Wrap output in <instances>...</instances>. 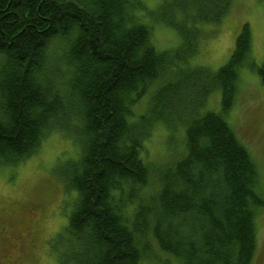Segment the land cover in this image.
I'll return each mask as SVG.
<instances>
[{
    "label": "trees",
    "instance_id": "16d2710c",
    "mask_svg": "<svg viewBox=\"0 0 264 264\" xmlns=\"http://www.w3.org/2000/svg\"><path fill=\"white\" fill-rule=\"evenodd\" d=\"M233 3L173 0L183 18L168 24L183 45L171 53L155 49L140 0H0V167L33 156L52 131L78 143L76 166L61 176L77 193L59 239L67 237L73 264H139L148 234L184 264L252 263L264 198L256 165L224 118L251 55L249 25L217 72L188 65L207 41L200 24H220ZM257 72L264 83V66ZM160 78L151 118L143 128L130 124L133 106ZM216 90L221 112L201 115ZM156 121L185 126L187 152L143 201L150 170L141 153Z\"/></svg>",
    "mask_w": 264,
    "mask_h": 264
},
{
    "label": "rangeland",
    "instance_id": "374dc122",
    "mask_svg": "<svg viewBox=\"0 0 264 264\" xmlns=\"http://www.w3.org/2000/svg\"><path fill=\"white\" fill-rule=\"evenodd\" d=\"M140 1L143 9H138V16L152 29L155 49L176 52L183 40L168 23H178L176 20L182 19L183 14L175 10L173 0ZM245 24L251 31L252 51L238 71L235 103L224 118L249 151L259 175L257 192L264 198V83L257 72L258 67L264 66V0H234L220 24H200L207 41L188 65L217 72L229 61ZM170 76L164 77L168 80ZM161 79L153 82L133 106L137 127L144 124V119L151 118L150 99L164 82ZM221 103V90H216L200 114L220 113ZM143 147L141 159L150 170L148 184L139 192L140 200L145 201L160 192L163 170L185 157V126L173 123L170 127L161 121L153 122ZM80 155L81 150L74 139L61 131H52L33 156L16 165L0 167V264L6 263L8 257L17 264H73L68 260L72 254L66 251L67 237L64 241L59 239L67 234L64 228L75 208L77 193L64 186L61 176L73 171ZM33 207L38 219L33 223L29 238L34 242L24 243L15 237L27 210ZM123 210L126 217H133L132 206L126 204ZM12 242L20 249L11 247ZM145 244L147 249L139 264H184L162 252L151 234L146 235ZM251 264H264V207L256 212V253Z\"/></svg>",
    "mask_w": 264,
    "mask_h": 264
},
{
    "label": "flooded vegetation",
    "instance_id": "af4514ba",
    "mask_svg": "<svg viewBox=\"0 0 264 264\" xmlns=\"http://www.w3.org/2000/svg\"><path fill=\"white\" fill-rule=\"evenodd\" d=\"M35 209L36 208L33 207L27 210L26 217L24 218L23 223L20 225L16 233L17 235L15 238H20L24 243L34 242V240L33 239L30 240L29 237L32 235L31 229H33V223L35 222V220L37 222V219H38V217L34 216V214H36L37 212V210ZM10 245L11 247L14 246V247H17V249H20V246L14 245V242H12ZM6 261L7 262L4 264H17L15 260L10 259L9 257Z\"/></svg>",
    "mask_w": 264,
    "mask_h": 264
},
{
    "label": "bare ground",
    "instance_id": "6f19581e",
    "mask_svg": "<svg viewBox=\"0 0 264 264\" xmlns=\"http://www.w3.org/2000/svg\"><path fill=\"white\" fill-rule=\"evenodd\" d=\"M134 119H135V116L133 114H131L129 117H128V122L131 124H135L134 123Z\"/></svg>",
    "mask_w": 264,
    "mask_h": 264
}]
</instances>
